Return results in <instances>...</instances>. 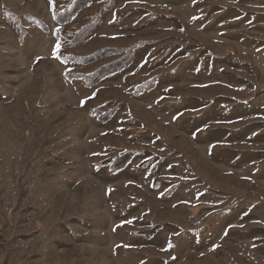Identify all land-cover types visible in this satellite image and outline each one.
<instances>
[{
    "label": "rangeland",
    "instance_id": "rangeland-1",
    "mask_svg": "<svg viewBox=\"0 0 264 264\" xmlns=\"http://www.w3.org/2000/svg\"><path fill=\"white\" fill-rule=\"evenodd\" d=\"M73 3L0 0V264H264V0Z\"/></svg>",
    "mask_w": 264,
    "mask_h": 264
},
{
    "label": "trees",
    "instance_id": "trees-1",
    "mask_svg": "<svg viewBox=\"0 0 264 264\" xmlns=\"http://www.w3.org/2000/svg\"><path fill=\"white\" fill-rule=\"evenodd\" d=\"M90 0H74V3L71 8L65 9L64 13L66 14L65 16H59L58 22L60 24L64 23L68 17L72 16L74 12L79 10L82 6L86 5ZM97 21H93L85 26H83L80 30L73 32V38L71 40L72 44H77L82 42L85 38H87L92 32L97 29ZM62 29L61 26H59V32ZM61 33V32H60ZM119 54L117 57H115L112 60H109L103 64H101L99 67H97L95 70L92 72L84 74L82 77L85 80V83L87 85H94L101 79H104L108 76H112L115 73H118L125 69L130 63L133 61L135 52L133 47L130 48H123L122 51L119 48L115 47H103L95 50L94 52L80 56L78 58L79 63H89L90 61H93L94 59H100L104 56L110 55V54ZM69 60L74 61V56L69 55ZM145 83L139 87L140 90H145L148 88H152L156 85L154 79L152 81L150 80L146 85L147 87L145 88ZM102 107V106H101ZM98 107L96 110V114L100 117V113H98L99 108ZM133 152L126 151L122 154L117 155L115 158L109 160L111 162L115 172L121 170L125 165L129 163V161L133 158Z\"/></svg>",
    "mask_w": 264,
    "mask_h": 264
},
{
    "label": "snow or ice",
    "instance_id": "snow-or-ice-1",
    "mask_svg": "<svg viewBox=\"0 0 264 264\" xmlns=\"http://www.w3.org/2000/svg\"><path fill=\"white\" fill-rule=\"evenodd\" d=\"M57 47H59V46H57ZM83 103V102H82Z\"/></svg>",
    "mask_w": 264,
    "mask_h": 264
}]
</instances>
